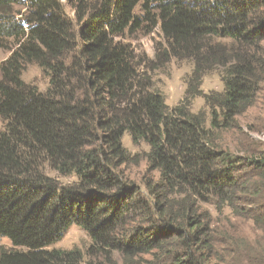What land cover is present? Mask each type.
Here are the masks:
<instances>
[{
  "label": "trees",
  "instance_id": "trees-1",
  "mask_svg": "<svg viewBox=\"0 0 264 264\" xmlns=\"http://www.w3.org/2000/svg\"><path fill=\"white\" fill-rule=\"evenodd\" d=\"M65 1L0 0V238L13 246L0 264H219L212 212L251 224L240 254L264 264V150L221 138L264 85V0ZM155 31L159 66H192L171 108L123 41ZM28 65L44 91L24 83ZM213 71L223 90L204 94ZM196 96L208 114L191 111ZM73 225L90 244L50 248Z\"/></svg>",
  "mask_w": 264,
  "mask_h": 264
},
{
  "label": "rangeland",
  "instance_id": "rangeland-1",
  "mask_svg": "<svg viewBox=\"0 0 264 264\" xmlns=\"http://www.w3.org/2000/svg\"><path fill=\"white\" fill-rule=\"evenodd\" d=\"M66 3L65 0H61ZM67 12L71 13V9L66 6ZM128 43L135 51L140 66V72H143L151 79L153 89L159 92L165 99L166 104L171 108L185 100L187 89L191 82L190 76L192 66L187 61H170L167 65L161 67L155 57V46L163 44V39L157 31L151 34L139 32L132 37L123 40ZM262 54H264V43L262 44ZM10 55V48L0 45V63ZM24 83L36 87L39 91H44L49 83L48 76L43 73L37 66L28 65L22 75ZM199 90L204 94L222 92L223 82L219 71H213L204 76L201 80ZM191 103V111L197 113L204 111L208 114V108L205 106L201 97L188 98ZM238 130L236 132H226L221 135L222 142L230 148H234V144L246 145L248 147H258L261 144L264 150V85L257 96L254 106L247 111L245 115L238 120ZM4 124L0 121V131L3 130ZM123 146L130 154L141 156L147 151V147L143 144L135 146L132 144L128 135H124L122 139ZM260 147V146H259ZM146 162L141 159L138 166L127 169V175L133 183L140 185L146 179ZM52 177H56L53 172L47 171ZM61 183H71L74 179L58 178ZM215 218L216 237L219 240L217 250L221 255L219 264H247L240 254V243L244 238L254 239L252 225L249 223L239 224L234 218L225 212L223 216H217L212 212ZM257 235V233H256ZM90 244L88 235L78 226H71L63 238L50 248H58L69 250L79 248L84 250ZM0 247L4 249H13V246L5 239L0 238ZM227 252L230 254L227 255ZM226 254V255H223Z\"/></svg>",
  "mask_w": 264,
  "mask_h": 264
}]
</instances>
